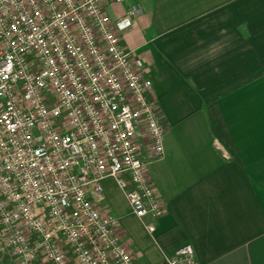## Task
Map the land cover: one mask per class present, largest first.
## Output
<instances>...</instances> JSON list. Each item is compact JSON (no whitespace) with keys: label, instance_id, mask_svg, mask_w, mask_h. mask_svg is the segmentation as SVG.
<instances>
[{"label":"built area","instance_id":"2783aa9c","mask_svg":"<svg viewBox=\"0 0 264 264\" xmlns=\"http://www.w3.org/2000/svg\"><path fill=\"white\" fill-rule=\"evenodd\" d=\"M125 1L0 0V264H135L105 179L136 218L163 213L148 166L167 126L121 44L142 9L106 13ZM158 264L199 263L186 243Z\"/></svg>","mask_w":264,"mask_h":264},{"label":"crops","instance_id":"0c3cea01","mask_svg":"<svg viewBox=\"0 0 264 264\" xmlns=\"http://www.w3.org/2000/svg\"><path fill=\"white\" fill-rule=\"evenodd\" d=\"M132 7L142 13L121 44L167 126L148 166L163 213L136 218L111 179L100 209L119 220L135 264L186 243L199 264H264V0H126L106 13Z\"/></svg>","mask_w":264,"mask_h":264}]
</instances>
